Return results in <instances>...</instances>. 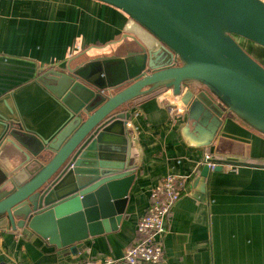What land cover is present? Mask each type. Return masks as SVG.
<instances>
[{"label":"water","instance_id":"95a60500","mask_svg":"<svg viewBox=\"0 0 264 264\" xmlns=\"http://www.w3.org/2000/svg\"><path fill=\"white\" fill-rule=\"evenodd\" d=\"M94 1L144 30L160 45L157 55L149 60L132 37L110 55L55 64L56 70L28 68L22 81L41 84L68 118L51 138L4 122L0 142V232L20 231L73 254L127 218L136 171L126 107L135 101L172 90L193 112L204 105L264 138V64L240 42L264 49V0ZM83 50L76 46L68 55ZM209 172L204 166L203 182Z\"/></svg>","mask_w":264,"mask_h":264},{"label":"crops","instance_id":"0c3cea01","mask_svg":"<svg viewBox=\"0 0 264 264\" xmlns=\"http://www.w3.org/2000/svg\"><path fill=\"white\" fill-rule=\"evenodd\" d=\"M132 37L147 48L149 60L157 55L160 45L144 30L100 2L0 0V142L4 122L51 138L68 118L41 84L22 81L28 68L56 70L55 64L110 55L118 41L132 42ZM240 42L249 51L257 47ZM76 46L84 50L68 55ZM192 107L183 106L172 90L126 107L132 114L127 125L129 165L136 178L127 218L117 231L90 238L77 254L40 238L28 240L20 231H1L0 264L120 258L138 238L136 227L148 208L150 190L170 174L189 180L187 192L172 209L165 260L159 264H264V138L204 105L194 112ZM215 119L220 121L216 128ZM206 155L232 168L210 169L203 182Z\"/></svg>","mask_w":264,"mask_h":264},{"label":"built area","instance_id":"2783aa9c","mask_svg":"<svg viewBox=\"0 0 264 264\" xmlns=\"http://www.w3.org/2000/svg\"><path fill=\"white\" fill-rule=\"evenodd\" d=\"M205 166L232 168L231 164L204 156ZM189 177L168 175L150 190L149 205L140 218L136 232L138 238L118 259L89 257L77 264H159L165 260L164 238L169 230V221L174 205L187 192Z\"/></svg>","mask_w":264,"mask_h":264},{"label":"rangeland","instance_id":"374dc122","mask_svg":"<svg viewBox=\"0 0 264 264\" xmlns=\"http://www.w3.org/2000/svg\"><path fill=\"white\" fill-rule=\"evenodd\" d=\"M250 52L257 58L258 61H260L262 64H264V49L257 46L256 48L253 47L252 51L250 49Z\"/></svg>","mask_w":264,"mask_h":264},{"label":"trees","instance_id":"16d2710c","mask_svg":"<svg viewBox=\"0 0 264 264\" xmlns=\"http://www.w3.org/2000/svg\"><path fill=\"white\" fill-rule=\"evenodd\" d=\"M250 44H252V43H250ZM160 92H162V91H159V92H157V93H155V94H153V95H150V96H148V97H145V98H140L139 100L135 101L133 104H135V103H139V102H141V101H143V100H145V99H147V98H150V97H152V96L158 95Z\"/></svg>","mask_w":264,"mask_h":264}]
</instances>
